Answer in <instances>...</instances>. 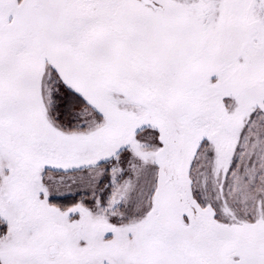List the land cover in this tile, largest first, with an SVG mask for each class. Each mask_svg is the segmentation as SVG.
<instances>
[{"label": "snow or ice", "instance_id": "6c2138e0", "mask_svg": "<svg viewBox=\"0 0 264 264\" xmlns=\"http://www.w3.org/2000/svg\"><path fill=\"white\" fill-rule=\"evenodd\" d=\"M0 264H264V0H0Z\"/></svg>", "mask_w": 264, "mask_h": 264}]
</instances>
